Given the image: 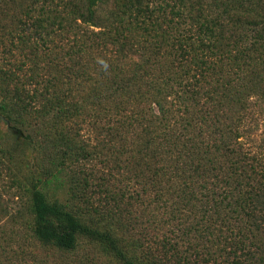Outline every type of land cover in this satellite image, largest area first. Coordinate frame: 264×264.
<instances>
[{"label": "trees", "instance_id": "trees-1", "mask_svg": "<svg viewBox=\"0 0 264 264\" xmlns=\"http://www.w3.org/2000/svg\"><path fill=\"white\" fill-rule=\"evenodd\" d=\"M18 150L0 264H264V0H0V172Z\"/></svg>", "mask_w": 264, "mask_h": 264}, {"label": "rangeland", "instance_id": "rangeland-1", "mask_svg": "<svg viewBox=\"0 0 264 264\" xmlns=\"http://www.w3.org/2000/svg\"><path fill=\"white\" fill-rule=\"evenodd\" d=\"M261 132V128L257 129V134ZM257 138V137H255ZM7 144L12 143L10 140L6 141ZM2 148L7 146L2 143ZM11 145V144H10ZM1 155V154H0ZM18 160L20 163L14 162L15 165H10L12 168L9 170L5 168L0 172V240L1 243H6L12 240L23 239V236L27 233V223L29 221V213L27 208L28 193L24 192L23 187H29L30 183L26 179L37 178L36 175V163H34L33 155L30 156L26 152L17 151ZM15 155V156H16ZM14 167V168H13ZM22 189V190H21ZM60 198H63V193H57ZM125 212V211H123ZM141 212V213H140ZM142 223L139 226L133 225L130 221L123 227L114 226L113 228L121 235L133 232L136 236H141L144 233L145 223L147 219V211H140ZM143 213V214H142ZM133 216H131L132 219ZM130 224V225H129ZM86 241V240H84ZM92 249V247H87ZM99 256L100 261H96L100 264H115L111 260L100 256L97 248L92 249ZM47 261L58 260V256L53 252L45 254Z\"/></svg>", "mask_w": 264, "mask_h": 264}]
</instances>
